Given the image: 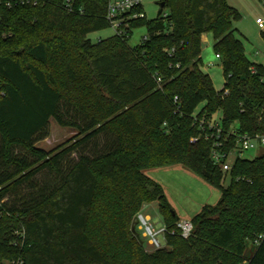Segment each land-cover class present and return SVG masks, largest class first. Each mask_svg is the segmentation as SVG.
Returning a JSON list of instances; mask_svg holds the SVG:
<instances>
[{
  "label": "trees",
  "instance_id": "1",
  "mask_svg": "<svg viewBox=\"0 0 264 264\" xmlns=\"http://www.w3.org/2000/svg\"><path fill=\"white\" fill-rule=\"evenodd\" d=\"M161 2L155 20L93 43L110 28L108 0L0 1V264H264V153L228 173L212 159L225 135L227 153L241 134L264 135V65L249 60L228 0ZM203 35L221 58L220 91L203 70ZM217 114L220 139L200 125ZM51 120L78 134L46 151ZM175 165L221 191L188 239L144 173ZM153 202L169 232L155 250L132 229Z\"/></svg>",
  "mask_w": 264,
  "mask_h": 264
},
{
  "label": "rangeland",
  "instance_id": "2",
  "mask_svg": "<svg viewBox=\"0 0 264 264\" xmlns=\"http://www.w3.org/2000/svg\"><path fill=\"white\" fill-rule=\"evenodd\" d=\"M160 2L161 0H142L143 10L148 22L157 18ZM228 2L240 13V19L236 22L235 27L238 30V38L245 46L249 60L252 63L264 65V28H260L256 23L257 18L264 19V3L260 0H228ZM146 33L147 31L144 27L134 30L129 40V45L131 47L138 46ZM114 34V30L110 27L90 34L89 39L93 43H97L100 40L112 37ZM209 38L208 46L202 49L203 70L210 76L214 88L220 91L224 87L225 78L221 61L217 59L215 54L211 36ZM220 119L221 114H217L213 116L211 121H220ZM77 134L73 129L60 127L54 120H51L48 137L39 142L38 147L50 151L73 140ZM263 153L264 149L258 147L244 152L241 158L253 160ZM234 159L235 156H233V161ZM144 173L163 188L168 203L180 220L192 221L204 208L214 207L220 201V190L212 187L182 165L151 169ZM39 180L42 181L41 178ZM222 182L223 187L227 188L230 183L229 177L225 176ZM141 214L150 216L154 230L159 231L163 228V218L159 211L158 203L153 202L145 205ZM157 239L160 241L161 246L164 247L165 240L163 235H159ZM147 241L148 239H146ZM153 249L155 250V248ZM149 250H151V247ZM253 251L254 247L249 245L246 258L251 257Z\"/></svg>",
  "mask_w": 264,
  "mask_h": 264
},
{
  "label": "built area",
  "instance_id": "3",
  "mask_svg": "<svg viewBox=\"0 0 264 264\" xmlns=\"http://www.w3.org/2000/svg\"><path fill=\"white\" fill-rule=\"evenodd\" d=\"M1 1V0H0ZM22 3H31L34 6H38L40 2L44 0H20ZM74 0H67V6L72 8V3ZM143 7L142 0H108L107 4V20L110 24V27L114 30L116 35H123L129 28V22L132 20L144 19L145 14L142 12H137V9ZM256 23L260 28H264V19L257 18ZM217 59H221L219 55H216ZM160 82L161 80L158 79ZM178 98H175V102H178ZM201 126H207L214 135L217 136V139L221 138L222 132L220 124L218 121L210 120L205 121L201 120ZM212 135V136H214ZM230 136L225 135L222 142L216 141L213 144L212 149V159L214 163L221 167L224 173L231 171L233 163L237 157L242 156L244 152L254 150L258 147L264 149V135L250 136L247 134H241L237 136V148L232 152L227 153L224 151L223 147L228 143ZM206 139H209L207 136ZM193 142L197 141L196 139L192 140ZM233 156L235 159L233 161ZM233 161V162H232ZM138 229L142 232L143 237L148 239V244L155 248H162L160 241L157 239L159 235L165 236L169 233L165 226L159 231L154 230L151 225V220L147 216L140 214L138 217ZM177 228L180 231V236L183 239H188L192 236L193 233V223L188 220H180L177 224Z\"/></svg>",
  "mask_w": 264,
  "mask_h": 264
},
{
  "label": "water",
  "instance_id": "4",
  "mask_svg": "<svg viewBox=\"0 0 264 264\" xmlns=\"http://www.w3.org/2000/svg\"><path fill=\"white\" fill-rule=\"evenodd\" d=\"M164 8H165V2H160L159 3V11H158L157 17H159V16H161L163 14ZM201 48L202 49L205 48V44L203 42L201 44ZM138 222H139V220H138V218H136L134 220V224L132 226L133 231H135L136 226L138 225Z\"/></svg>",
  "mask_w": 264,
  "mask_h": 264
},
{
  "label": "crops",
  "instance_id": "5",
  "mask_svg": "<svg viewBox=\"0 0 264 264\" xmlns=\"http://www.w3.org/2000/svg\"><path fill=\"white\" fill-rule=\"evenodd\" d=\"M228 3H229V2H228ZM231 6H232V5H231ZM209 40H210L209 35H203V37H202V41L204 42V44H205V42H206L205 47L208 46V44H209ZM147 217L150 218V216H148V215H147Z\"/></svg>",
  "mask_w": 264,
  "mask_h": 264
}]
</instances>
